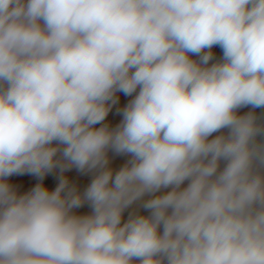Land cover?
I'll return each mask as SVG.
<instances>
[{"label":"clouds","instance_id":"clouds-1","mask_svg":"<svg viewBox=\"0 0 264 264\" xmlns=\"http://www.w3.org/2000/svg\"><path fill=\"white\" fill-rule=\"evenodd\" d=\"M0 264H264V0H0Z\"/></svg>","mask_w":264,"mask_h":264},{"label":"crops","instance_id":"crops-1","mask_svg":"<svg viewBox=\"0 0 264 264\" xmlns=\"http://www.w3.org/2000/svg\"><path fill=\"white\" fill-rule=\"evenodd\" d=\"M214 53L217 58H219L222 55V52L218 47L214 48ZM119 95H120V105L119 106H122L124 103L127 102L128 99H130V98L124 97L123 94H119ZM246 110L247 109H245L244 111ZM108 119L111 120L113 124L119 121L120 117L115 114V108L113 109V112L109 114ZM124 159L125 158L123 157H117L115 158L114 162L115 164L119 165L124 161ZM66 174L70 176L74 181L78 182L81 188H83L84 186L87 185L88 182H90L89 176H81L74 169ZM9 180L13 184H15L21 192L29 190L32 186H34L37 182H39L37 178L28 176V175L13 176V177H10ZM44 183L50 187H55L56 179L54 176H48V177H45ZM79 211L86 212L88 211V209L85 207L84 209H81Z\"/></svg>","mask_w":264,"mask_h":264}]
</instances>
